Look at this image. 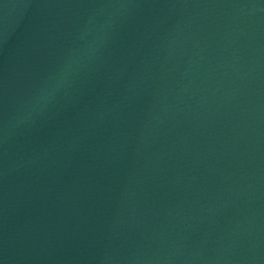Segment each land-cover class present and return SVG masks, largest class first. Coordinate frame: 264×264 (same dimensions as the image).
Masks as SVG:
<instances>
[{
  "label": "water",
  "instance_id": "95a60500",
  "mask_svg": "<svg viewBox=\"0 0 264 264\" xmlns=\"http://www.w3.org/2000/svg\"><path fill=\"white\" fill-rule=\"evenodd\" d=\"M0 264H264V0H0Z\"/></svg>",
  "mask_w": 264,
  "mask_h": 264
}]
</instances>
